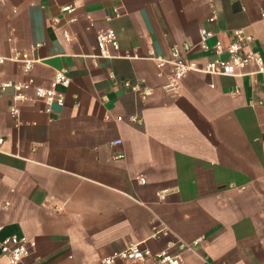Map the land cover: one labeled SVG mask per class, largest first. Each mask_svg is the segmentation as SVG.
<instances>
[{"label": "crops", "instance_id": "0c3cea01", "mask_svg": "<svg viewBox=\"0 0 264 264\" xmlns=\"http://www.w3.org/2000/svg\"><path fill=\"white\" fill-rule=\"evenodd\" d=\"M203 27L209 46L241 29L264 60V0L0 1V54L36 59L27 72L0 65L12 85L0 88V238L35 241L18 264H103L130 243L178 242L191 246L180 264H264V73L190 71L173 92L171 66L150 56L191 43L202 68L215 57L196 46ZM108 28L118 57L98 56ZM57 69L70 83L46 112L35 89ZM124 81L152 92L142 100Z\"/></svg>", "mask_w": 264, "mask_h": 264}, {"label": "built area", "instance_id": "2783aa9c", "mask_svg": "<svg viewBox=\"0 0 264 264\" xmlns=\"http://www.w3.org/2000/svg\"><path fill=\"white\" fill-rule=\"evenodd\" d=\"M4 1V0H0ZM69 9V7H65ZM64 9V10H65ZM216 19V12L213 11L208 17V22H213ZM212 31L207 28H201L199 32V40L196 46L203 51L211 49L215 54L212 60H208L201 68L196 62L190 60L186 54L189 53L194 45L191 43H184L183 48L179 49L173 47L169 55L155 56L150 52V56L156 61L158 67L170 65L172 68L171 75L163 88L168 91H177L180 80L190 71H199L214 75L234 76L239 73L241 69L253 63L256 65V71L264 73V60L261 55L251 51L248 44L251 40L250 36L245 35L241 29H236L231 32L232 40L223 46L219 41H215L212 46H209L208 39L212 36ZM96 46L98 48V56L104 58L118 57V40L115 32L108 28L99 30L95 35ZM225 55V57H223ZM6 60L16 61L22 64L24 71H29L32 65L36 62L35 58L29 56L24 51H17L12 57H5L0 54V65ZM70 83V78L65 69H57L50 82L49 87H37L35 95L41 99L46 105L45 111L50 112L53 104L62 105L64 102V94L58 87H67ZM29 84V83H28ZM24 85L25 87L28 86ZM124 86L134 92L140 99H146L152 92V89L144 84L142 81L134 83L124 81ZM12 86L9 82L0 83V88L5 89ZM17 89L20 85H15ZM10 112L13 116H17L18 109L12 107ZM136 120V119H132ZM140 122L139 120H136ZM3 139L0 137V144ZM120 140H115L112 144H118ZM159 234H166L164 230H155L153 236ZM196 240L195 242H198ZM177 252L170 253L168 250L159 252H152L148 248L143 247L140 243H130L128 247L122 251H115L102 259L103 264H115L118 260L145 263L149 261L150 264H180L182 261V252L191 249L190 244L185 242L177 243ZM35 241L29 239L24 235H9L0 238V254L7 259V264H18L24 257H26L30 250L34 247Z\"/></svg>", "mask_w": 264, "mask_h": 264}]
</instances>
